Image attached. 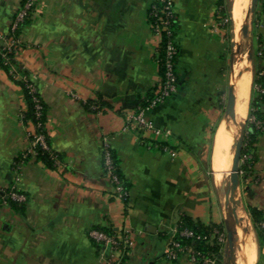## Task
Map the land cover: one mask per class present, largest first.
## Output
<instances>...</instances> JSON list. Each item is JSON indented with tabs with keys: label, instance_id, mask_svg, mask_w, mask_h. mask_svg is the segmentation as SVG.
I'll return each mask as SVG.
<instances>
[{
	"label": "crops",
	"instance_id": "0c3cea01",
	"mask_svg": "<svg viewBox=\"0 0 264 264\" xmlns=\"http://www.w3.org/2000/svg\"><path fill=\"white\" fill-rule=\"evenodd\" d=\"M152 1L37 0L31 19L21 26L16 64L9 73L0 67V188L13 182V163L26 152L17 185L26 201L0 203V264H97L99 248L88 235L97 227L129 234L121 264H193L186 255L164 257L181 215L231 231L227 249L231 264H237L240 219L229 228L227 212L237 206L239 180L226 179L228 169L218 180L213 167L216 131L222 118H229L223 95L227 101L229 77L235 74L230 41L216 26L221 0H173L177 90L148 114L169 133L143 136L125 127V117L161 77L159 37L148 19ZM20 2L0 0V44ZM253 24L264 50V0L257 1ZM253 68L242 121L248 116ZM21 72L46 106L44 129L58 165L47 166L28 151L20 115L24 99L15 81ZM105 138L129 185L125 200L114 194L103 171ZM255 155L239 197L245 210L252 206L264 213V134ZM247 211L239 218H246L252 231L255 264L263 250Z\"/></svg>",
	"mask_w": 264,
	"mask_h": 264
},
{
	"label": "built area",
	"instance_id": "2783aa9c",
	"mask_svg": "<svg viewBox=\"0 0 264 264\" xmlns=\"http://www.w3.org/2000/svg\"><path fill=\"white\" fill-rule=\"evenodd\" d=\"M36 3L37 0H21L14 15L7 37L5 38L4 43L0 44L1 56L4 55L3 50H6L7 52L15 51L17 35L15 36L14 32L19 28L26 16L34 11ZM148 19L152 32L159 37L158 48L161 45L163 48V54L161 56L162 74L159 83L152 91V95H146L143 97L135 111L126 115L125 127L127 129L134 130L135 132H140L143 136L146 132H151L155 135L166 136L169 132L163 131L156 127L149 118L148 114L158 104L164 102L177 90L178 77L175 70V59L178 48L175 42L173 29V22L176 19L173 0H153L149 6ZM26 79L30 82V90L35 91V86L31 83L28 77ZM254 89L264 93V87H261L256 83H254ZM35 100L36 113L39 114L41 105L37 99ZM20 115L22 117V112ZM37 126H40V124L38 123ZM27 137L30 140V148L28 150L29 152L36 154V148L39 146L50 154L54 165L59 164L58 155L53 150H51L43 132H38L34 128L31 132H27ZM25 156L26 152L22 154L21 159H23ZM101 158L103 171L113 186L114 194L120 198H123L125 195L127 196V191H125L123 188L122 183L115 172V167L111 156V149L106 138L102 140ZM21 162L22 161L19 160L18 162L13 163L12 169L14 171V178L13 182L8 186L5 197L18 202H25V194H23V192H21L17 187L18 181L20 179L19 169ZM1 202H5V200L3 199L0 201V203ZM261 226L264 228V223H262ZM177 232L179 236L184 237H191L193 234L189 229L178 231L177 228H175L174 235L171 237L167 247L164 250V257L166 259L175 260L181 255H186L193 264H228V259L226 257L228 256L227 234L225 230L214 229L213 231L215 243L220 246V249L218 250L220 256L216 253L201 254L192 248V246L181 243L175 238ZM88 235L95 242L99 243V260L97 264L122 263V259L126 253V250L131 243L129 234H108L102 230L90 228L88 230Z\"/></svg>",
	"mask_w": 264,
	"mask_h": 264
},
{
	"label": "trees",
	"instance_id": "16d2710c",
	"mask_svg": "<svg viewBox=\"0 0 264 264\" xmlns=\"http://www.w3.org/2000/svg\"><path fill=\"white\" fill-rule=\"evenodd\" d=\"M224 4V0L219 1V6ZM221 13L225 12V9L223 7L220 9ZM33 11L29 13L28 16H26L25 20L20 24L19 28L15 30L14 34L15 36L18 35L19 30L22 25H24L26 22H28L31 19ZM230 19H231V25L233 29V21L231 17L230 12ZM219 16H216V21H219ZM173 29H174V35L176 34V19L173 22ZM18 43L15 44V49L18 48ZM4 55L1 56L0 54V67L4 69L6 72L9 73V69L12 65L16 64L15 58H14V51H6L3 50ZM163 54V48L162 45L158 48V63H159V69L160 73L162 74V65H161V56ZM261 55V54H259ZM258 58V57H257ZM19 79L15 80L18 85H20L22 89L23 99H24V108L22 111V122L27 126V132H31L34 128L38 132H43L45 135V139L48 143V137L45 133L44 129V123L46 119V106L44 102L42 101L39 93L37 90L31 91L30 90V82L26 79L27 75L24 72L20 73ZM25 77V79H24ZM253 83H256L260 85L261 87H264V73L259 74L256 69H254L253 72ZM152 95V92L148 94V96ZM38 100L39 104L41 105V109L39 110V114L36 113L35 104L36 100ZM40 124V126H37V124ZM245 127L243 129V146L241 150V163L239 170H241L242 174L244 176H248L252 173V168L256 160L255 155V147L256 144L260 138L261 135L264 134V93L260 92L258 90H251L250 99H249V111L247 119L245 120ZM153 144H159L163 145L162 142L154 141ZM36 157L42 160L47 166H52L53 161L51 159L50 154L43 150L41 147L37 146L36 148ZM111 156L113 159L115 172L120 179L123 188L125 191L128 190V183L124 179L123 175L121 174L118 165H117V159L115 155L113 154L111 150ZM22 156H18L15 160V162H18ZM8 190V187L6 188H0V201L5 200V202H9L10 204L17 206L18 201L12 200L10 198H6L5 194ZM127 196L125 195L122 199H126ZM248 212L250 214L251 220L253 222V227L256 232L257 240L259 246H261L264 243V228L261 226V222L264 221V213L262 210L248 206L247 207ZM176 228L178 231H181L183 229H189L192 231L191 237H184L179 236L178 232L175 235V238L180 241L183 244H188L192 246L196 251L200 252L201 254H208V253H216L220 256V253L218 252L219 245L215 243V238L213 236L214 229L222 230L224 229V225L218 224V223H203L199 220H194L186 215H181ZM96 229L102 230L108 234H114V230L112 229H106L102 227H97ZM227 234V233H226ZM94 241V240H93ZM96 246H99L98 242H95ZM228 247V245H227Z\"/></svg>",
	"mask_w": 264,
	"mask_h": 264
},
{
	"label": "bare ground",
	"instance_id": "6f19581e",
	"mask_svg": "<svg viewBox=\"0 0 264 264\" xmlns=\"http://www.w3.org/2000/svg\"><path fill=\"white\" fill-rule=\"evenodd\" d=\"M245 1L246 0H232L230 12L233 21L234 33H238L242 20L244 18L243 13L245 12L243 5H245ZM234 73L233 85L235 106L231 115L227 113L232 121H230L228 117L222 118L223 120L221 121L219 128L216 131L217 133L215 137L213 167L217 173L218 180L220 179V172L223 171L225 166L229 164L233 159L232 156L234 154V143L236 139V124L239 123L245 116L246 106L248 103L247 99L250 83V71L248 62H242V64ZM239 219V222L237 221L238 224L236 226L237 232L235 237L236 262L237 264H254V237L246 218L242 216Z\"/></svg>",
	"mask_w": 264,
	"mask_h": 264
},
{
	"label": "rangeland",
	"instance_id": "374dc122",
	"mask_svg": "<svg viewBox=\"0 0 264 264\" xmlns=\"http://www.w3.org/2000/svg\"><path fill=\"white\" fill-rule=\"evenodd\" d=\"M250 0L245 1V5H243L244 12L246 11L248 5H249ZM231 3L232 0H224L223 5H218L217 11H216V16H219L220 22L216 21V26L218 27L217 29H222L224 32V35L229 39L230 41V51H228V60L231 61L230 64L233 67V71L235 72L237 68L242 64V62L246 61L249 64L250 68L256 69L259 74L264 73V69L262 68L261 60L264 58V50L259 46L257 36L254 34V14L255 10L249 15L248 17V32L246 35L242 34L241 26L238 31V33H234V29H232L231 25V19H230V9H231ZM223 7L225 9L224 13H221L220 9ZM245 13H243L244 15ZM242 20V19H241ZM242 25V23H241ZM261 54V55H259ZM258 57V58H257ZM229 84V83H228ZM254 89V83L252 84V90ZM223 102H224V108L226 107V92L223 95ZM247 119V117H246ZM245 119V120H246ZM245 120H241L239 123L236 124V129H235V137L239 138L240 133H244L243 129L246 126L245 125ZM238 125V126H237ZM246 128V127H245ZM237 134V135H236ZM241 163V161H240ZM230 163L225 166L223 170H227L225 173L226 179L230 178V173L229 170L231 167ZM251 175V174H250ZM244 176L242 172L239 170V186L236 187V193H237V203L236 207H233L231 210L229 209L227 212V218L229 222V228L234 226V223L239 219V216L243 214L245 210V204L242 199L239 197L242 195L243 191H241V188L243 187L245 180L250 176ZM245 179V180H244ZM237 184V183H236ZM226 193L227 190H226ZM248 211L246 212L247 215ZM248 216V215H247ZM264 223L261 222V224ZM223 230L226 229L224 228ZM220 249V246H219ZM218 249V250H219ZM225 249V248H224ZM262 256H261V261L258 263L255 262V264H264V243L261 245V251ZM228 259V264H231L232 261L231 259V252L228 250V256H226Z\"/></svg>",
	"mask_w": 264,
	"mask_h": 264
},
{
	"label": "water",
	"instance_id": "95a60500",
	"mask_svg": "<svg viewBox=\"0 0 264 264\" xmlns=\"http://www.w3.org/2000/svg\"><path fill=\"white\" fill-rule=\"evenodd\" d=\"M258 0H250L249 5L245 11L244 18L242 20L241 30L242 34L246 35L248 32V17L249 15L255 10ZM234 74L232 73L229 77V84H228V91H227V101H226V114H232L235 106L234 101ZM243 146V134L240 133L239 138L235 139L234 143V154L233 159L231 163V168L229 170L230 173V181L233 184H236L238 182L239 178V167H240V161H241V150ZM232 232L227 231V245L228 248H231L232 244Z\"/></svg>",
	"mask_w": 264,
	"mask_h": 264
}]
</instances>
